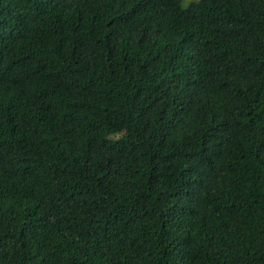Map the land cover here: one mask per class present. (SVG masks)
Wrapping results in <instances>:
<instances>
[{
	"label": "trees",
	"instance_id": "1",
	"mask_svg": "<svg viewBox=\"0 0 264 264\" xmlns=\"http://www.w3.org/2000/svg\"><path fill=\"white\" fill-rule=\"evenodd\" d=\"M0 264H264V0H0Z\"/></svg>",
	"mask_w": 264,
	"mask_h": 264
}]
</instances>
